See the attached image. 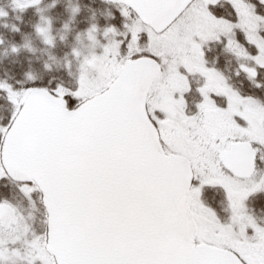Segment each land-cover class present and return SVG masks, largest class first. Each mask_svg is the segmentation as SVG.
<instances>
[{"label":"snow or ice","instance_id":"1","mask_svg":"<svg viewBox=\"0 0 264 264\" xmlns=\"http://www.w3.org/2000/svg\"><path fill=\"white\" fill-rule=\"evenodd\" d=\"M0 48V264H264V0H9Z\"/></svg>","mask_w":264,"mask_h":264},{"label":"trees","instance_id":"2","mask_svg":"<svg viewBox=\"0 0 264 264\" xmlns=\"http://www.w3.org/2000/svg\"><path fill=\"white\" fill-rule=\"evenodd\" d=\"M74 2H78L80 5H81V7L82 8H84L85 9V12H86V9L88 8V7H90L91 6V0H74ZM45 3L46 4H48V3H52V0H45ZM8 5H9V0H0V6H2V7H8ZM10 10V9H9ZM29 19H31V14H29V16L28 17H26V22L29 20ZM28 30L26 29V32H27ZM33 39H34V37H33ZM37 47H38V53H37V58H42V57H46L47 56V53L45 52V51H43L41 48H40V46L39 45H37ZM0 55H3V49L2 48H0ZM35 59L36 58H34V61H35Z\"/></svg>","mask_w":264,"mask_h":264}]
</instances>
